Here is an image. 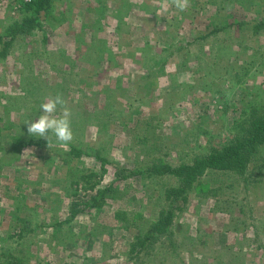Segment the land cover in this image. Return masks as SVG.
Returning a JSON list of instances; mask_svg holds the SVG:
<instances>
[{"label": "rangeland", "instance_id": "1", "mask_svg": "<svg viewBox=\"0 0 264 264\" xmlns=\"http://www.w3.org/2000/svg\"><path fill=\"white\" fill-rule=\"evenodd\" d=\"M31 1L0 0V264H264V144L243 177L205 172L153 234L178 183L145 172L264 115V0ZM26 16L41 29L12 38ZM57 94L66 148L25 124Z\"/></svg>", "mask_w": 264, "mask_h": 264}, {"label": "trees", "instance_id": "2", "mask_svg": "<svg viewBox=\"0 0 264 264\" xmlns=\"http://www.w3.org/2000/svg\"><path fill=\"white\" fill-rule=\"evenodd\" d=\"M51 0H33L25 6L26 12H34L35 14L46 10ZM25 17L21 23H16L14 30L9 34L12 38L18 35L30 34L35 29H41V23L38 17ZM243 133L237 135L229 144L220 149L213 150L203 157L195 158L190 164H182L172 167L162 162L153 163L146 168V174L151 176H171L177 180L178 186L168 189L166 194L167 201L170 202L171 209L161 211L159 220L152 224L149 234L165 230L173 220V210L180 207L187 200L188 191H190L194 183L198 181L205 172L215 171H231L238 175H245L250 164V160L257 151L258 147L264 144V115L259 118H253L248 122L246 127L242 128ZM76 213V211H75ZM150 238V236H148ZM137 245L133 244V248ZM143 247V245H142ZM17 264V263H15Z\"/></svg>", "mask_w": 264, "mask_h": 264}, {"label": "clouds", "instance_id": "3", "mask_svg": "<svg viewBox=\"0 0 264 264\" xmlns=\"http://www.w3.org/2000/svg\"><path fill=\"white\" fill-rule=\"evenodd\" d=\"M190 6V0H162L161 10L166 11L169 7H174L179 12H184ZM41 115L35 122L27 121V132L30 136H38L47 142V147L51 146V139L55 137L60 148H66L73 140L71 127V109L61 94L48 97L46 102L40 105ZM59 110V115L57 112ZM31 150H25V152Z\"/></svg>", "mask_w": 264, "mask_h": 264}]
</instances>
